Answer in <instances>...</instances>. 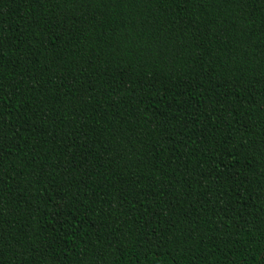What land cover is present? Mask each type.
I'll list each match as a JSON object with an SVG mask.
<instances>
[{"label":"trees","instance_id":"1","mask_svg":"<svg viewBox=\"0 0 264 264\" xmlns=\"http://www.w3.org/2000/svg\"><path fill=\"white\" fill-rule=\"evenodd\" d=\"M0 264H264V0H0Z\"/></svg>","mask_w":264,"mask_h":264}]
</instances>
